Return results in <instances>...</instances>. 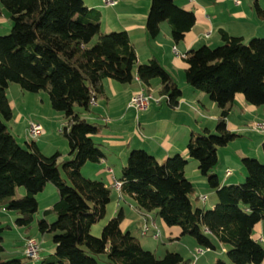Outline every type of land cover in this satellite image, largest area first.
Listing matches in <instances>:
<instances>
[{
  "label": "trees",
  "instance_id": "obj_1",
  "mask_svg": "<svg viewBox=\"0 0 264 264\" xmlns=\"http://www.w3.org/2000/svg\"><path fill=\"white\" fill-rule=\"evenodd\" d=\"M0 3L12 22L10 32L0 36V208L14 211L15 226L29 229L38 209L36 195L47 183L58 192L51 208L36 219L40 233L52 234L54 247L38 264H101V255L110 264L189 263L176 251L158 256L143 248L130 231L121 230V209L106 222L99 236L93 235L91 227L104 217L111 190L101 180L81 173L85 163H97L104 156L93 140L102 125L82 118L79 111H89L90 99L104 95L103 80L131 84L138 76L149 92L151 81L157 79L158 102L165 100L175 108L182 91L173 76L155 57L138 63L127 31L100 32L101 13L83 0ZM253 7L264 17L256 0ZM164 21L178 42L194 25L195 14L175 0H151L145 23L148 34L156 36ZM219 34L221 43L217 46L202 44L183 57L186 83L207 94L219 109L214 130L204 128L187 142L188 156L197 162L201 176L215 192L216 203L212 208L193 205L195 189L185 175L187 158L176 153L159 162L144 149L130 150L118 178L120 193L130 197L139 212L154 211L167 226H178L180 235L192 237L199 248L215 250L212 235L231 264H260L264 246L251 234L254 225L264 221V162L243 156L244 181L233 184H221L214 169L218 148L240 136L227 128L235 95L240 93L246 103L264 107V37L245 42L224 30ZM11 83L27 92L48 93L52 109L65 119L60 133L68 143V160L59 163L58 151L42 154L34 140L23 147L7 129L5 121L12 118L7 97ZM260 148L264 153V140ZM19 186L25 188L22 197L16 196ZM49 215L55 217L52 222L45 218ZM10 228L0 219V264H23V255L1 257L2 235ZM216 264L225 262L218 259Z\"/></svg>",
  "mask_w": 264,
  "mask_h": 264
},
{
  "label": "crops",
  "instance_id": "obj_2",
  "mask_svg": "<svg viewBox=\"0 0 264 264\" xmlns=\"http://www.w3.org/2000/svg\"><path fill=\"white\" fill-rule=\"evenodd\" d=\"M83 1L89 8H94L101 13L100 32L127 31L137 56V62L146 63L151 57H155L173 76L182 91L175 108H171L165 100H161L160 102H152L145 110L137 111L128 107V101L134 93L143 88L141 82L134 79L131 84H122L111 78L104 79V95L95 98V104L90 106L89 111L79 110L82 118L102 125V129L93 135V140L99 144L104 156L99 162L89 167L90 170L100 175L98 176L99 180L111 190V188L113 189V181L118 180L121 174L119 171L126 164L130 150L144 149L155 156L159 162H163L167 157L178 153L188 159L185 175L195 189L191 197V199L195 198L194 202L192 199L193 205L205 208L213 207L217 197L215 192L208 187L205 178L201 176L197 162H192L193 159L189 158L187 142L192 134L201 132L204 128L211 130L219 109L215 103H212L213 101L209 99L207 94L194 90L186 83L184 77L186 65L181 55H185L189 50L202 44L210 46L220 44V30H224L232 36H240L245 42L253 37H264V17L258 16L255 12L253 7L255 0H238V3L235 0H175L179 6L195 14L194 25L178 42L172 39L170 27L166 21L160 24V30L156 36L151 37L148 34L145 23L151 0H118L113 7H104L100 0ZM256 1L264 9V0ZM99 7H102L105 13L101 12ZM3 18L2 9H0V23L3 22ZM173 47L179 56L173 52ZM158 88L159 81L157 79L152 80L149 92L157 98H159L157 96ZM9 104L12 109L10 101ZM252 121H264V108L248 104L242 94H236L233 108L227 117V128L240 135L238 138L248 135L254 140L253 147H250L247 152L240 150L236 155L241 158L252 155L264 162V153H261L260 148L264 140V131H251L249 126ZM223 148V150H227L228 147L226 145ZM251 150L252 152H250ZM117 159L120 161L119 168L114 164ZM224 159L222 158V163H224ZM87 163L83 166H87ZM188 164H193V166L188 169ZM217 168L218 165L214 172L221 184L241 182L246 174L245 170L240 168L237 173L230 170V175L227 176L225 173L220 175ZM50 184L47 183L44 188L47 186L49 191L55 192V187H50L52 186ZM116 191L115 199L111 197L106 206L103 219L91 227V233L95 236H99L102 227L120 209L123 212V220L120 224L121 230H123L122 224L126 220V213L120 201L128 202L129 206L133 208L134 222L137 224L140 234L141 212L137 210L130 197L122 195L120 190ZM204 195L206 199L203 201L199 197ZM51 206H46L44 210L51 208ZM4 212L7 214V224H10L11 228L24 229L21 238L22 247L28 237H38L31 232L30 228L15 226L14 221L17 214L14 211L4 210ZM148 215L154 220L160 236L156 239L152 236V232L142 236L144 241L139 240V242L143 248L154 251L159 256H163L167 250L179 252L184 259L189 260V263L184 264H216L219 259L216 254L217 248L215 250H203L202 253L195 256L194 249L198 246L192 237L181 236V230L178 226H167L154 211L148 212ZM126 229L130 231L129 228ZM41 236L40 239L44 243L45 235L41 234ZM211 237L216 247L217 245L221 246L215 237L212 235ZM251 237L254 240L260 237V243L264 246V221H259L254 225ZM53 249V245H50V254L53 253ZM43 250L42 246L38 261L43 256ZM222 251L225 252L224 248ZM225 264L228 263L225 262ZM260 264H264V259Z\"/></svg>",
  "mask_w": 264,
  "mask_h": 264
},
{
  "label": "rangeland",
  "instance_id": "obj_3",
  "mask_svg": "<svg viewBox=\"0 0 264 264\" xmlns=\"http://www.w3.org/2000/svg\"><path fill=\"white\" fill-rule=\"evenodd\" d=\"M0 7L2 9V14L4 16L3 22L0 23V36H3V35H7L10 32L12 22L7 10L1 6V3H0ZM99 10L105 13L104 12L105 10L102 7H99ZM213 46H217V45L215 44ZM7 97L12 104L13 115L9 121H5V124L7 126V129L12 133V135L16 139V141L23 147H26V143L30 142L31 140L32 141L34 140L38 145L42 154L51 155L54 152L58 151L60 153V156L58 158L59 163L64 160H68L70 158L68 154L69 152L68 143L66 138L60 133V130L65 125V119L61 112L52 109L50 105L48 93L45 91H40L38 93L27 92L22 90L18 84L11 83L9 84L7 89ZM75 109L78 110L79 108L76 107ZM28 120L40 122L42 126L41 134L35 139H31L27 135L26 128L28 126V122H29ZM256 122H262V121H256ZM215 123L216 121L212 123L211 130H214ZM250 128L251 126H249V129ZM251 131L255 132V130L253 129ZM253 141L254 140L251 137H248V135H246L243 138H236L235 140L229 142L227 144L228 147L227 150H223L224 149L223 147L225 146L219 147L217 150L219 156V163L217 164L218 173L220 175H223V173H225L226 168H228L231 171H234L235 173H237L240 168L244 169L241 163V157H237L236 154L240 150H242L243 152H247V150H249L250 147L254 146ZM250 152H252V150ZM222 158H225L224 163H222L223 162ZM192 162H195V160H193ZM114 164L117 166V168L120 167V161L118 159L114 162ZM92 165H94V163L88 162L87 166H83L81 168V173H83L82 175L85 177L99 180L98 176L100 175H97V173H93L89 168ZM192 166L193 164L192 165L188 164V169L191 168ZM60 170H61V174L64 176L61 168ZM120 173L121 171H119V174ZM50 185H52L50 187H55L53 184ZM54 189L55 192L53 191L51 192L49 191V188H47L46 186V188H44L41 192H39L36 195V199L38 202V209L34 215L35 222L30 227L31 232L35 233L36 236H38L34 238L36 239L39 238L38 240L41 243V247L43 246L44 250L42 252L43 255L42 257H47L50 254L49 247L50 245H53L52 234L44 233L45 236L43 240H45V242L43 243L40 239L42 237L41 236L42 233H40L37 230L36 219L42 218L44 208H46V206L48 207L51 206L58 199V192L56 188ZM116 190L117 189L114 187L113 189L111 188V197L113 199H115V195H117ZM24 195H25V188L22 186L17 187L16 196L22 197ZM192 199L194 202L195 198L193 197ZM120 204L122 205L126 213V220L124 224H122L123 231H126L127 230L126 228H129L131 234L136 236L140 241L142 240L144 241V238L140 236V234L138 233L137 224L134 222L133 208L129 206L128 202L120 201ZM45 218L48 222H52L55 217L53 215H49V216H45ZM0 219L3 224L8 223L7 214L4 212L3 208H0ZM102 219H100L99 221H101ZM93 225H96V223ZM22 231H24V229L18 230L12 227L4 232V234L2 235L3 237L2 245L4 247V251L1 253L2 258L12 259V258L22 257L21 256V251H22L21 238L23 233ZM216 254L218 255L220 260L225 261L228 264H231V262L227 258L226 253L222 251L221 246L217 245ZM98 260L101 264H110L107 262L104 255H101ZM38 262H39L38 259L26 258L23 264H38Z\"/></svg>",
  "mask_w": 264,
  "mask_h": 264
},
{
  "label": "built area",
  "instance_id": "obj_4",
  "mask_svg": "<svg viewBox=\"0 0 264 264\" xmlns=\"http://www.w3.org/2000/svg\"><path fill=\"white\" fill-rule=\"evenodd\" d=\"M100 2L104 7H113L117 4L118 0H100ZM235 2L238 3L239 1L235 0ZM173 52L177 56H179V54L176 52L175 47H173ZM181 56L184 57L185 55H181ZM134 79L137 82H140V79L138 78V76H136ZM157 101H159V98L154 97L150 92H146L144 88H141L138 92L134 93L129 98L128 107L134 108L137 111L145 110L151 105L152 102H157ZM89 103L90 105H94L95 98L92 97ZM250 126L255 131H264V121L262 122L252 121L250 123ZM41 131H42V126L39 122H36V121L28 122L26 132H27V135L31 139L37 138L41 134ZM225 174L228 176L231 174V171L227 169L225 171ZM112 186L116 188L117 190H120L121 182L118 180H114L112 183ZM199 198L204 201L206 199V196L205 195L200 196ZM141 215H142L141 216L142 223L140 227L141 236H145L149 232H152V236L158 239L160 236V232L158 228L156 227L154 220L148 215V213H141ZM257 241H261V238L259 237ZM203 250H208V249H201V248L196 247L194 249L195 256L198 255L199 253H202ZM40 251H41L40 241L34 237H28L24 242L21 253L26 258L38 259L40 255Z\"/></svg>",
  "mask_w": 264,
  "mask_h": 264
}]
</instances>
